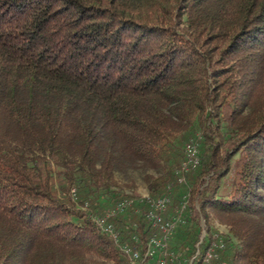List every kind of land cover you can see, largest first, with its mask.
<instances>
[{"label": "trees", "instance_id": "1", "mask_svg": "<svg viewBox=\"0 0 264 264\" xmlns=\"http://www.w3.org/2000/svg\"><path fill=\"white\" fill-rule=\"evenodd\" d=\"M197 130L201 254L215 218L229 227L221 259L264 264V0H0V264H129L94 214L138 198L117 172L146 170L153 198L179 183ZM148 208L114 219L142 251ZM188 212L170 264L196 256L192 196Z\"/></svg>", "mask_w": 264, "mask_h": 264}, {"label": "rangeland", "instance_id": "2", "mask_svg": "<svg viewBox=\"0 0 264 264\" xmlns=\"http://www.w3.org/2000/svg\"><path fill=\"white\" fill-rule=\"evenodd\" d=\"M234 137L236 138L237 136L235 135ZM202 138H203L202 132L200 130H197L196 133L193 134V136H191V138L184 143V145L182 147V153L184 154L183 160H182V163L175 170V174L177 175V180L179 181V183L175 184L174 186L168 185L167 186V191L165 193H163L162 195H160L158 198H153L152 197V194H151L150 189L148 187V183H147V181L145 179V176L147 174L146 170H144L142 168H137V169L129 170L126 173H119V172L116 173V180L118 181V183L121 186H123L125 188V191L126 192H136L138 194V198L136 199L134 197H124L119 202H117V204L112 205V206L110 205V209L106 213H104V214H97L96 213V214H94L93 218L97 217V216L111 215L110 221L113 222V224L115 226V229H116V231L118 233V237H119L118 241L115 240V238L112 235H110L109 233H106L104 231L103 232L108 234L109 236H111L115 240V243L118 245V247L121 249V251L128 257L129 264H131L130 257L127 255V253L123 249V246L126 245V244L133 246L135 250H137L140 254L143 255V260H144L143 263L144 264H159L158 261L155 258H153V259L144 258L145 254L147 252L148 246H149V241L147 242V245H146L145 249L142 251L135 244H132L130 242H123L122 238H121V234H120L119 230L117 229V227L115 225L114 219L116 218V216L119 213H123L128 207L133 206L136 201H138V202L139 201L140 202H148L149 203V208H148V210L146 212V217H147L149 211L153 209V206L151 205L150 199L155 201V200H158V199H160L162 197H168L169 198V202H168L164 212L162 213L163 216L165 217V219H169L172 216L178 214V211L183 207L182 206L183 202L186 201V209L183 212V215H185L186 220H187L188 218L191 217V213L188 212V205H189L190 196H192L195 199V204H196V207L198 208L199 214H200L201 227H202V229H201V238L203 237L204 233L207 234V232H206V222H205V219L203 218V215L201 214V210H200V195L197 194V192H195V193L194 192L193 193L190 192V185H189V183H192V181L195 180L196 175H197V171L199 170V166H200V163H201V154L203 152V148H201L200 145H201ZM223 138H225V143H224V145L222 147V153L225 154L227 149H231V151H232L233 150L232 147L234 148L235 145L234 144L233 145L230 144V143H232L233 136L228 138L227 135L225 136L223 134ZM191 139H195V141L198 142L196 145H197V155H198L199 163H197L196 166H194V167L191 166L188 169H185L184 163L188 159V150H187L188 148L187 147H188V144L190 143ZM217 140L219 141L220 138H217ZM238 156H239V154H237L236 156H234L231 159V163L232 164L235 162V160L237 159ZM194 170H197V171L192 172ZM149 172L153 173L155 175H158V173L156 171H154V170H151ZM190 172H192V173L190 174ZM187 174H188V176H186ZM211 176H212V174H210L209 176H206V181H205L204 185L202 187L199 186L200 190H203L204 187H206V185L209 184V182L212 180ZM233 176H234V172L231 171V172H229V174L226 177L221 179V182H222L221 190L223 188H225V187H226L225 188V192H228L230 190V186L229 185H230V181L233 178ZM72 195H73V197H76L75 190L72 191ZM171 195L173 196L172 198H171ZM124 199H129V201H132V202L124 210L120 211V210L117 209V207H118L120 202L124 201ZM87 205H88V202L85 203L83 208L85 209L87 207ZM114 211L115 212L117 211V212L112 215L111 213L114 212ZM213 224H214V228H215L214 232H219L220 231V232H222L224 237H225V234L229 233V227L226 224L220 222L218 219L214 218ZM152 226H153V223H152ZM153 228H155V227L153 226ZM176 230H177V227H176L174 233L172 234L171 238L169 239L168 248H169V250L174 251L178 255L179 252H177L174 249H171L170 248V244H171V241H173V239H174V242L179 244L183 240V238L185 237V233H184L183 230L182 231L181 230L180 231H176ZM156 231L154 233H152V235L150 236L149 240L156 233ZM206 234H205V237H206ZM205 237H204V239H205ZM201 238H200V240H201ZM204 239H203V241H204ZM133 240H135L136 242L139 241V239L136 236H134ZM201 251H202V249H201ZM87 264H115V262L112 261V260L100 259V258H97V257H94V256H90L87 259Z\"/></svg>", "mask_w": 264, "mask_h": 264}, {"label": "built area", "instance_id": "3", "mask_svg": "<svg viewBox=\"0 0 264 264\" xmlns=\"http://www.w3.org/2000/svg\"><path fill=\"white\" fill-rule=\"evenodd\" d=\"M197 143L198 142H196L195 139H191L188 144V159L184 163L185 169H188L191 166L194 167L199 163ZM131 202L132 201H129L128 199H124V201L119 203L117 209L122 211L129 206ZM150 202L153 209L149 211L147 217L153 223V226L157 231L149 240V246L144 258H155L159 264H169L179 257L174 251L169 250L168 242L176 227L179 224L186 222V217L183 215V212L186 209V201L183 202V207L178 211V214L169 219H165L162 214L169 202L168 197H162L155 201L150 199ZM116 212L114 211L111 214L113 215ZM110 218L111 215H105L94 217V220L102 231L109 233L118 241V233L113 222L110 221ZM205 234L206 233H204L200 242L197 244L196 256L190 260H186L187 264H229L226 260L221 259V252L226 249V241L224 235L220 231L213 233L207 249L201 254V248L199 245L203 242ZM123 249L130 257L131 264H144L143 255L135 250L133 246L126 244L123 246ZM200 254L202 256V262L197 263V259L195 260V258Z\"/></svg>", "mask_w": 264, "mask_h": 264}, {"label": "bare ground", "instance_id": "4", "mask_svg": "<svg viewBox=\"0 0 264 264\" xmlns=\"http://www.w3.org/2000/svg\"><path fill=\"white\" fill-rule=\"evenodd\" d=\"M147 199V198H146ZM129 200V199H128ZM115 241V240H114ZM202 249V248H201ZM202 253V252H201Z\"/></svg>", "mask_w": 264, "mask_h": 264}]
</instances>
